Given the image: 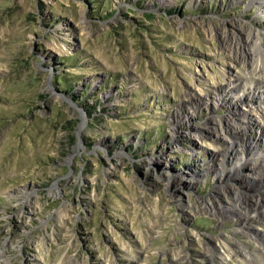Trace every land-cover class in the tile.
<instances>
[{"label":"rangeland","instance_id":"rangeland-1","mask_svg":"<svg viewBox=\"0 0 264 264\" xmlns=\"http://www.w3.org/2000/svg\"><path fill=\"white\" fill-rule=\"evenodd\" d=\"M259 4L0 0V264H244L236 243L259 250L264 223L209 211L242 194L264 205L227 177L264 176L249 154L264 132L229 147L218 127L264 35Z\"/></svg>","mask_w":264,"mask_h":264},{"label":"bare ground","instance_id":"bare-ground-1","mask_svg":"<svg viewBox=\"0 0 264 264\" xmlns=\"http://www.w3.org/2000/svg\"><path fill=\"white\" fill-rule=\"evenodd\" d=\"M258 1H260L259 6H261V9H263L264 0ZM257 34L258 39L254 42V44H252L253 42L250 44V48L255 53H252L250 56H248L246 65H244L246 68L244 76L237 75L234 78L233 84L227 87L224 90L225 92L223 91L222 95H220V98H226L229 94H233V98H230L232 100V104L239 106L238 110H232L231 122L218 124L220 130L224 132V140L226 144H229V147L235 146L238 141H247V139L252 136V130L256 132L258 130H260V132H264V104L262 106H256V108H251L256 113V119L251 117V115L247 117L250 112L249 110L243 108L244 106H248L245 105L247 99H249V97L254 99L256 95L259 96V98H262V103H264V35L262 33ZM230 99L227 101H231ZM257 117L259 119L261 118V120L259 121ZM83 124L84 123L82 121L78 128L82 130L84 128ZM216 128L214 129L216 130ZM214 136H216V131L213 132V137ZM255 146H253V148ZM262 148L263 149L261 150H257L256 147L253 150H250L251 152L249 154L250 157H256L255 160L258 162V165L262 163L261 165L264 166V147ZM259 151L262 152L260 153V157H258ZM245 168L247 167L244 164H238V166L230 168L229 171H227L228 179L245 186L246 184L253 185L256 193H258V195L262 193L264 196V184L263 182L261 183V181L264 180V176H261L260 173L257 171L255 172L252 169H250V172H245ZM182 179L185 180L188 179V177H182ZM190 181H192V179H190ZM242 195H237L235 202L230 203V205L227 207L221 204L215 206L214 204L210 210L207 208V210H203H209L211 214L218 219L224 220L228 217L238 218V220L249 218L250 220L252 219L254 221L264 223V205L262 202L258 203L259 200L255 199V196L250 195L252 198H248V195ZM253 199L256 201H253ZM236 249L241 257L243 256L244 258L245 256V259L242 258L244 260L243 262H245L244 264H258V262H264V240L260 242L258 251H251V248L249 249V247L241 244V242L236 243ZM246 258L248 259L246 260ZM220 264H222V262Z\"/></svg>","mask_w":264,"mask_h":264},{"label":"trees","instance_id":"trees-1","mask_svg":"<svg viewBox=\"0 0 264 264\" xmlns=\"http://www.w3.org/2000/svg\"><path fill=\"white\" fill-rule=\"evenodd\" d=\"M63 85V84H62Z\"/></svg>","mask_w":264,"mask_h":264}]
</instances>
